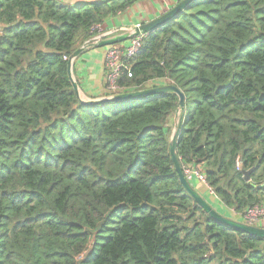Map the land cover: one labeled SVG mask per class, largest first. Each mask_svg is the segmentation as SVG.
<instances>
[{"label": "trees", "instance_id": "trees-1", "mask_svg": "<svg viewBox=\"0 0 264 264\" xmlns=\"http://www.w3.org/2000/svg\"><path fill=\"white\" fill-rule=\"evenodd\" d=\"M138 1L0 0V264H264V236L181 185L175 93L85 103L72 87L64 56ZM122 62L116 93L184 94L182 169L225 209L264 205V0H191Z\"/></svg>", "mask_w": 264, "mask_h": 264}, {"label": "water", "instance_id": "water-1", "mask_svg": "<svg viewBox=\"0 0 264 264\" xmlns=\"http://www.w3.org/2000/svg\"><path fill=\"white\" fill-rule=\"evenodd\" d=\"M191 0H180L178 1L174 6H172L170 9H168L166 12L162 13L158 17L143 22L139 25H136L135 27H132L130 31L126 33H122L119 35H115L113 37H108L105 39H97V38H89L86 40L80 47H78L69 57L67 60V72L69 79L71 81L72 87L74 91L76 92L78 98V84L75 81L73 74H72V63L73 60L78 57L85 48L87 47H106L113 44H119L125 41L130 40L131 38L142 36L145 33L155 29L156 27L162 25L163 23L170 20L172 17H174L178 12H180ZM162 92H172L175 93L178 96V103H177V109L176 114H178L180 111L183 110L184 107V94L182 91L173 84H163V85H157V86H150L144 89L140 90H133V91H125L122 93H115L108 97H100V98H93V99H80L81 102L85 103H102V102H109V101H115V100H128V99H137L141 97H147L156 95ZM177 125V124H176ZM176 128L175 132L173 133V136L170 138V155L172 162L174 164L175 171L178 175V179L183 186L184 190L193 198V200L203 209L204 212H206L212 219L219 221L225 225H228L229 227L239 230L241 232L258 235V236H264V228L254 226V225H247L245 223L236 221L232 218H229L223 214H221L219 211H217L208 201L207 199L200 194L192 184L188 181L187 177L184 175L182 167L180 166L179 159L176 155L175 150V144H176V138L179 131V125ZM251 170H243V176L245 180L249 179V173Z\"/></svg>", "mask_w": 264, "mask_h": 264}, {"label": "crops", "instance_id": "crops-1", "mask_svg": "<svg viewBox=\"0 0 264 264\" xmlns=\"http://www.w3.org/2000/svg\"><path fill=\"white\" fill-rule=\"evenodd\" d=\"M66 5H77L84 2H92L99 0H57ZM178 0H140L134 3L123 12L106 18L102 26L105 29H114L113 35H119L131 30L132 27L143 22L150 21L162 13L166 12L174 6ZM116 30V31H115ZM128 41L119 43L124 46ZM107 47H87L84 51L73 60L72 74L78 84V95L81 99H93L106 97L107 78L106 67L104 63ZM194 180V179H193ZM200 194H206V187H202L199 182H195ZM202 190V191H201ZM209 193V192H208ZM212 195L211 193H209ZM215 205L220 209L221 214L226 215L236 221H240L239 214H236L232 209H225L224 206L215 199ZM264 228V221L256 225Z\"/></svg>", "mask_w": 264, "mask_h": 264}, {"label": "built area", "instance_id": "built-area-1", "mask_svg": "<svg viewBox=\"0 0 264 264\" xmlns=\"http://www.w3.org/2000/svg\"><path fill=\"white\" fill-rule=\"evenodd\" d=\"M91 31L93 32V35L90 38L97 39L113 37L114 33V29H105L101 24L93 25ZM140 46L141 36L131 38L124 46H121L120 44L107 46L104 63L106 67L107 91L112 92L111 95L116 93L117 87L115 81L118 77L119 69L122 67V59L133 56L137 53ZM64 59H68L67 56H64ZM182 170L186 177L191 176V179H194L193 181L205 184L210 192H212L200 169L195 168L194 166H185ZM239 217V222L256 226L264 221V205L249 207L243 213L239 214Z\"/></svg>", "mask_w": 264, "mask_h": 264}, {"label": "rangeland", "instance_id": "rangeland-1", "mask_svg": "<svg viewBox=\"0 0 264 264\" xmlns=\"http://www.w3.org/2000/svg\"><path fill=\"white\" fill-rule=\"evenodd\" d=\"M178 123V114H173V116L170 118L169 120V126L172 127V134H171V137L173 136V133L175 132V126L176 124ZM202 185V187L204 188V186L206 187V191L210 193V190L207 188V186L203 183H200ZM204 185V186H203ZM195 186H196V183H195ZM198 189V188H197ZM209 190V191H208ZM202 191V190H201ZM212 194V193H211ZM206 198V197H205ZM207 199V198H206ZM216 203V202H215ZM214 203V205H215ZM222 212V211H220ZM226 216V215H225Z\"/></svg>", "mask_w": 264, "mask_h": 264}, {"label": "clouds", "instance_id": "clouds-1", "mask_svg": "<svg viewBox=\"0 0 264 264\" xmlns=\"http://www.w3.org/2000/svg\"><path fill=\"white\" fill-rule=\"evenodd\" d=\"M114 36V35H113ZM107 47V46H106ZM68 60V59H67ZM106 97H108V96H106ZM195 182V181H194ZM209 191V190H208ZM210 193H212V192H210Z\"/></svg>", "mask_w": 264, "mask_h": 264}, {"label": "bare ground", "instance_id": "bare-ground-1", "mask_svg": "<svg viewBox=\"0 0 264 264\" xmlns=\"http://www.w3.org/2000/svg\"><path fill=\"white\" fill-rule=\"evenodd\" d=\"M119 92V91H118ZM110 93V92H109ZM120 93V92H119Z\"/></svg>", "mask_w": 264, "mask_h": 264}]
</instances>
